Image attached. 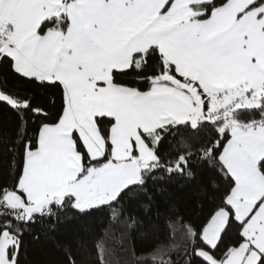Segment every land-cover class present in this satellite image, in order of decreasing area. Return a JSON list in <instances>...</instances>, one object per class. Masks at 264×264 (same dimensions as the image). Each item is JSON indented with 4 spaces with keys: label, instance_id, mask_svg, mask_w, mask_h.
Here are the masks:
<instances>
[{
    "label": "snow or ice",
    "instance_id": "snow-or-ice-1",
    "mask_svg": "<svg viewBox=\"0 0 264 264\" xmlns=\"http://www.w3.org/2000/svg\"><path fill=\"white\" fill-rule=\"evenodd\" d=\"M4 66L30 87H0V264L69 210L108 213L98 264H264V0H0Z\"/></svg>",
    "mask_w": 264,
    "mask_h": 264
},
{
    "label": "trees",
    "instance_id": "trees-1",
    "mask_svg": "<svg viewBox=\"0 0 264 264\" xmlns=\"http://www.w3.org/2000/svg\"><path fill=\"white\" fill-rule=\"evenodd\" d=\"M4 77L7 78L4 79ZM5 85L8 90L19 92L30 87L24 78L12 73L6 66L0 67V87ZM15 124L14 113L7 106L0 104V134L11 132ZM4 167L5 160L0 156V172L3 171ZM219 183L222 193L225 185L223 181ZM170 195L175 206L184 211L185 215H191L194 212L199 215L198 211H195L197 206L193 204L190 189L176 185L170 189ZM168 200L169 195L162 196L158 200L159 219H157L154 210L151 217L145 216L143 218L144 223L141 228L130 233V241L138 253L150 250L157 240H164L168 236V230L164 227L163 220L164 215H166L165 209L168 207ZM108 223L109 215L107 212L97 211L91 215L83 216L69 210L65 215H62L60 222L51 231H44L37 225L32 234L25 236L26 264H64L66 255L63 248L58 247V244L65 243L72 245L73 258L77 264H98L96 243L101 238H105L104 229ZM34 236H38V238H34ZM115 247L117 249L116 258H121L122 253L119 251V246L116 245Z\"/></svg>",
    "mask_w": 264,
    "mask_h": 264
}]
</instances>
